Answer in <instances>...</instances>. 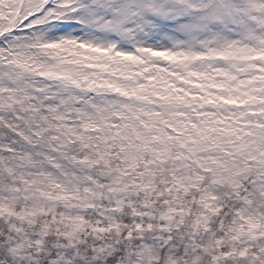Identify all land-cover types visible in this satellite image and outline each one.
<instances>
[{
	"label": "snow or ice",
	"instance_id": "1",
	"mask_svg": "<svg viewBox=\"0 0 264 264\" xmlns=\"http://www.w3.org/2000/svg\"><path fill=\"white\" fill-rule=\"evenodd\" d=\"M0 264H264V0H0Z\"/></svg>",
	"mask_w": 264,
	"mask_h": 264
}]
</instances>
